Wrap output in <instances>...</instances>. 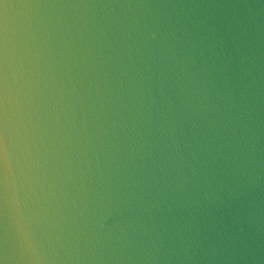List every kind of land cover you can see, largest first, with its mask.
<instances>
[{"label": "water", "instance_id": "obj_1", "mask_svg": "<svg viewBox=\"0 0 264 264\" xmlns=\"http://www.w3.org/2000/svg\"><path fill=\"white\" fill-rule=\"evenodd\" d=\"M0 264H264V0H0Z\"/></svg>", "mask_w": 264, "mask_h": 264}]
</instances>
